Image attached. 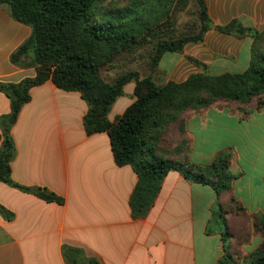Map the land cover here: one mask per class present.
Segmentation results:
<instances>
[{
  "label": "crops",
  "instance_id": "obj_1",
  "mask_svg": "<svg viewBox=\"0 0 264 264\" xmlns=\"http://www.w3.org/2000/svg\"><path fill=\"white\" fill-rule=\"evenodd\" d=\"M214 25L201 42H190L182 52L164 62L161 83L183 82L203 72L239 73L252 60L253 38L220 32L234 19L264 31V0H206ZM32 27L17 21L0 4V81L19 82L34 77V67H20L11 60L32 35ZM164 81V82H163ZM135 82L128 83L110 113L114 121L136 100ZM12 129L17 155L11 162L13 179L24 186L44 187L64 199L48 202L0 182V204L14 213L0 214V264H217L223 255L222 228L210 222L232 197L247 214L264 212V109L248 117L230 107L211 106L188 112L183 119L180 145L170 157L198 166L211 165L218 154L236 147L241 139L256 145L253 156L234 150L229 171L237 175L221 197L211 185L187 180L170 170L146 216H134L130 204L138 183L131 165L116 163L107 132L88 135L84 117L88 104L77 91H66L52 80L31 89ZM10 99L0 91V116L10 112ZM174 147V145H173ZM175 148V147H174ZM173 151V152H172ZM262 237L253 234L240 250L257 249ZM236 246V240L233 241Z\"/></svg>",
  "mask_w": 264,
  "mask_h": 264
},
{
  "label": "trees",
  "instance_id": "obj_2",
  "mask_svg": "<svg viewBox=\"0 0 264 264\" xmlns=\"http://www.w3.org/2000/svg\"><path fill=\"white\" fill-rule=\"evenodd\" d=\"M188 1L134 0L117 6L113 0H0V4L9 7L14 19L33 30L31 37L12 53V62L36 69L34 77L19 82L0 81V91L11 102L10 112L0 116V182L48 202H64L47 188L17 183L11 168L17 155L12 129L31 99V89L52 80L63 90L81 94L88 104L84 117L86 133L107 132L116 163L131 165L137 173L138 183L130 200L134 216L147 215L170 170H178L187 180L211 185L221 197L230 190L236 176L229 171L233 157L228 151L218 154L211 165L202 167L170 157L171 150H187L186 144H176L174 148V141L170 140L163 150L161 143L170 128H179L183 135V119L192 110L230 107L245 118L264 109V31L246 27L238 19L216 26L223 33L253 38L252 60L243 72L214 75L205 65L191 59L203 67V72L190 75L184 82L159 83L154 73L163 55L180 53L186 44L203 41L206 32L214 27L206 0H195L198 31L164 39L161 31L168 26L164 20L170 7L176 2L185 7ZM153 6L158 9L154 11ZM144 43L152 45L149 75L142 77L139 71L132 70L112 81L104 78L102 71L106 66ZM130 82H135L136 100L110 121L114 103ZM222 210L231 215L221 214L225 231L221 232L223 255L217 264H264V212L251 219L235 197L223 204ZM0 214L8 220L14 218V213L1 204ZM253 234L260 235L262 242L255 251L243 254L240 247ZM89 264L99 263L90 260Z\"/></svg>",
  "mask_w": 264,
  "mask_h": 264
},
{
  "label": "rangeland",
  "instance_id": "obj_3",
  "mask_svg": "<svg viewBox=\"0 0 264 264\" xmlns=\"http://www.w3.org/2000/svg\"><path fill=\"white\" fill-rule=\"evenodd\" d=\"M132 1L134 0H113V2H115V5L117 6L128 5ZM165 8L168 9L167 7H164V10ZM157 9H158V6H153L154 11ZM164 23L165 24L168 23L167 28L166 27L162 28L163 30L161 31L164 39H167L170 37H178V36L190 33V32L191 33L197 32L198 26H199V13H198V6H197L196 1L189 0L185 7H182L179 4V2L174 3V5L170 7L169 15L168 17L165 18ZM151 51H152V45L144 43V44L137 46V48L133 52H125L121 54L103 69L102 73H103L104 78L107 81H112L118 75L124 72H127V71H132V70L139 71L142 77L149 75ZM171 56H172V53H165L164 62H167ZM209 73L211 72L209 71ZM157 74L158 72L156 71L154 73L155 79L157 80V82L161 83L162 81L158 79V77L160 76L159 75L157 76ZM214 75H219V74H214ZM241 131L242 130H240V133ZM240 133H238L237 139L234 140V144H236V147L229 150L228 152L233 157L235 154L234 150L240 151L241 156H242L241 163H243L244 154L246 153L247 155L253 156L256 150V145L251 140H247V143H246L244 140L240 138L241 137ZM181 137H182V134L179 128H175V127L170 128L169 132L165 135L166 140H164L161 143L162 149L163 150L166 149V146L169 144L170 140L174 141L173 145L177 144L179 146H183V145H180L181 143H179V138ZM221 214L231 215V213H228L227 211L224 212L218 205L217 215L210 222V229L213 230L214 232H218L220 230V227L224 229L225 231L224 218L221 216ZM230 218L231 216H229V223H230L231 229L233 230V232H235L237 229H235L234 226H232L234 222L233 220L231 221Z\"/></svg>",
  "mask_w": 264,
  "mask_h": 264
}]
</instances>
